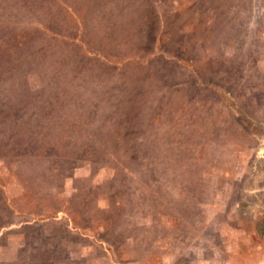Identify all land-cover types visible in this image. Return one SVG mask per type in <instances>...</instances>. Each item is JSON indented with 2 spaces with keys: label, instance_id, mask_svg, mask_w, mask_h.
<instances>
[{
  "label": "rangeland",
  "instance_id": "obj_1",
  "mask_svg": "<svg viewBox=\"0 0 264 264\" xmlns=\"http://www.w3.org/2000/svg\"><path fill=\"white\" fill-rule=\"evenodd\" d=\"M0 264H264V0H0Z\"/></svg>",
  "mask_w": 264,
  "mask_h": 264
}]
</instances>
